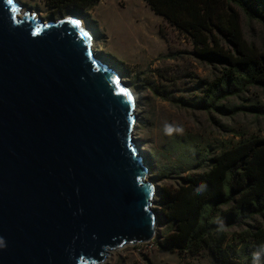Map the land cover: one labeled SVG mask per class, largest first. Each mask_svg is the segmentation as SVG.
<instances>
[{
    "label": "water",
    "instance_id": "95a60500",
    "mask_svg": "<svg viewBox=\"0 0 264 264\" xmlns=\"http://www.w3.org/2000/svg\"><path fill=\"white\" fill-rule=\"evenodd\" d=\"M19 9L0 0V264H100L155 233L135 98L79 18Z\"/></svg>",
    "mask_w": 264,
    "mask_h": 264
},
{
    "label": "rangeland",
    "instance_id": "374dc122",
    "mask_svg": "<svg viewBox=\"0 0 264 264\" xmlns=\"http://www.w3.org/2000/svg\"><path fill=\"white\" fill-rule=\"evenodd\" d=\"M14 1L20 6V15L29 11L43 22L52 17L44 8V0ZM248 3L264 17V5L257 0ZM216 7L223 14L230 13L221 0ZM230 8L237 16L242 49L264 56V24L249 19L236 7ZM68 16L79 18L92 39L95 57L116 70L133 93V140L148 169L145 181L155 188L153 239L110 251L100 264H215L206 250L189 255L157 247L174 229L160 214L157 194L162 187H173L179 178L205 171L214 155L244 140L264 139V89L242 81L233 94L210 103L206 96L222 78L224 67L197 57L190 39L154 15L143 0H101L82 15L63 17ZM204 102L207 107H201ZM262 224L264 217L257 215L241 219L225 228L226 244L243 248V234Z\"/></svg>",
    "mask_w": 264,
    "mask_h": 264
},
{
    "label": "trees",
    "instance_id": "16d2710c",
    "mask_svg": "<svg viewBox=\"0 0 264 264\" xmlns=\"http://www.w3.org/2000/svg\"><path fill=\"white\" fill-rule=\"evenodd\" d=\"M100 1L44 0L43 5L52 17L62 18L82 15ZM143 1L154 15L190 39L197 57L224 67L222 78L206 96L210 103L233 94L240 89L235 86L243 85L242 81L264 89V56L242 49L237 16L230 8L236 7L249 19L264 24V17L251 9L249 0H221L228 5L231 14L227 15L218 11L217 0ZM257 1L264 5V0ZM200 104L208 106L206 102ZM209 162L205 171L179 178L173 187L158 191L160 214L174 229L157 247L168 253L189 255L206 250L215 264H253V252L264 246V224L243 234L245 244L241 249L226 244L224 230L252 215L264 217V139L244 140L214 155ZM201 184L205 187L197 192ZM259 264H264V256Z\"/></svg>",
    "mask_w": 264,
    "mask_h": 264
},
{
    "label": "snow or ice",
    "instance_id": "6c2138e0",
    "mask_svg": "<svg viewBox=\"0 0 264 264\" xmlns=\"http://www.w3.org/2000/svg\"><path fill=\"white\" fill-rule=\"evenodd\" d=\"M6 2H7V4L11 5V4H13L14 0H6ZM15 10L16 9L13 8V11H15ZM68 23L72 24L76 28H80V22L78 20H69ZM81 35L86 37L88 34H87V32H84L83 30H81ZM120 94L126 96L129 103L132 102L131 94L128 93L125 89H121Z\"/></svg>",
    "mask_w": 264,
    "mask_h": 264
},
{
    "label": "clouds",
    "instance_id": "9594fccd",
    "mask_svg": "<svg viewBox=\"0 0 264 264\" xmlns=\"http://www.w3.org/2000/svg\"><path fill=\"white\" fill-rule=\"evenodd\" d=\"M204 185L201 184L199 187L196 188L197 192H201L204 189ZM264 256V246H261L257 251L253 252L252 260L253 264H259L261 257Z\"/></svg>",
    "mask_w": 264,
    "mask_h": 264
},
{
    "label": "bare ground",
    "instance_id": "6f19581e",
    "mask_svg": "<svg viewBox=\"0 0 264 264\" xmlns=\"http://www.w3.org/2000/svg\"><path fill=\"white\" fill-rule=\"evenodd\" d=\"M78 18V17H77ZM92 40V39H91ZM90 43H91V41H90ZM91 50H92V47H91ZM147 176V175H146Z\"/></svg>",
    "mask_w": 264,
    "mask_h": 264
},
{
    "label": "built area",
    "instance_id": "2783aa9c",
    "mask_svg": "<svg viewBox=\"0 0 264 264\" xmlns=\"http://www.w3.org/2000/svg\"><path fill=\"white\" fill-rule=\"evenodd\" d=\"M154 237V236H153ZM149 243V242H148Z\"/></svg>",
    "mask_w": 264,
    "mask_h": 264
}]
</instances>
